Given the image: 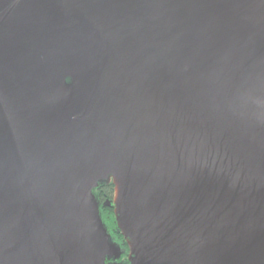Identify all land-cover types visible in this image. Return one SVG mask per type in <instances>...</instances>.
Returning a JSON list of instances; mask_svg holds the SVG:
<instances>
[{
  "label": "water",
  "instance_id": "obj_1",
  "mask_svg": "<svg viewBox=\"0 0 264 264\" xmlns=\"http://www.w3.org/2000/svg\"><path fill=\"white\" fill-rule=\"evenodd\" d=\"M0 264H264V0H0Z\"/></svg>",
  "mask_w": 264,
  "mask_h": 264
},
{
  "label": "flooded vegetation",
  "instance_id": "obj_2",
  "mask_svg": "<svg viewBox=\"0 0 264 264\" xmlns=\"http://www.w3.org/2000/svg\"><path fill=\"white\" fill-rule=\"evenodd\" d=\"M109 184H105L102 187H100L97 191H96V197L100 203L99 206V210L100 212H102L104 215H106L107 220H110L111 223L114 224V229H112L113 232H115L117 235H119V233L116 230V224L114 221V216H113V186H112V191L111 193H107L105 191V187H108ZM111 231V232H112ZM110 232V234H111ZM112 236V235H111ZM114 242H116L123 250H124V255H122L120 261H126L127 260V247L126 244L123 242V239H119V238H114Z\"/></svg>",
  "mask_w": 264,
  "mask_h": 264
},
{
  "label": "trees",
  "instance_id": "obj_3",
  "mask_svg": "<svg viewBox=\"0 0 264 264\" xmlns=\"http://www.w3.org/2000/svg\"><path fill=\"white\" fill-rule=\"evenodd\" d=\"M102 186H103V185H102ZM102 186H99V187L94 191L95 196H97V195H96V191H97L100 187H102ZM105 191H106L107 193H111V191H112V184H109L108 187H105ZM100 214H101V217H102V219H103V222H104L105 225L107 226L109 232H111L112 229H114V224L111 223L110 220H107L106 215H104L102 212H100ZM111 235H112V237H114L115 239H116V238L121 239L120 234L117 235V234H116L115 232H113V231L111 232Z\"/></svg>",
  "mask_w": 264,
  "mask_h": 264
}]
</instances>
